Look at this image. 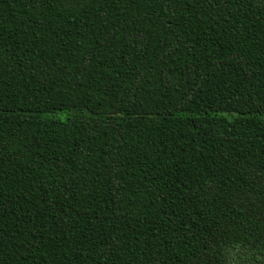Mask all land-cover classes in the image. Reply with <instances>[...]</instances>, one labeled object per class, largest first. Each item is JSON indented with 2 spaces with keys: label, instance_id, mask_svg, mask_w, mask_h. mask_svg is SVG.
Listing matches in <instances>:
<instances>
[{
  "label": "trees",
  "instance_id": "trees-1",
  "mask_svg": "<svg viewBox=\"0 0 264 264\" xmlns=\"http://www.w3.org/2000/svg\"><path fill=\"white\" fill-rule=\"evenodd\" d=\"M0 264H264V0H0Z\"/></svg>",
  "mask_w": 264,
  "mask_h": 264
},
{
  "label": "rangeland",
  "instance_id": "rangeland-1",
  "mask_svg": "<svg viewBox=\"0 0 264 264\" xmlns=\"http://www.w3.org/2000/svg\"><path fill=\"white\" fill-rule=\"evenodd\" d=\"M67 114H68L67 112H63V113L54 114L53 116L64 120L67 117Z\"/></svg>",
  "mask_w": 264,
  "mask_h": 264
}]
</instances>
